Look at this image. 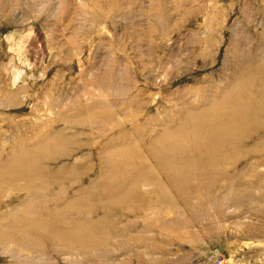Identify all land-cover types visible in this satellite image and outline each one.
<instances>
[{
  "label": "rangeland",
  "instance_id": "1",
  "mask_svg": "<svg viewBox=\"0 0 264 264\" xmlns=\"http://www.w3.org/2000/svg\"><path fill=\"white\" fill-rule=\"evenodd\" d=\"M263 61L264 0H0V163L49 133L67 139L57 156L32 161L43 174L62 166L43 203L25 210L21 177L0 185L2 237L20 225L17 214L60 203L91 179L99 188L114 144L133 145L132 166L154 168L171 198L158 202L140 181L146 200L136 208L106 204L77 215L109 212L121 235L103 248L49 249L9 236L0 264H264V111L228 145L236 154L223 173L186 198L149 149L221 95L245 63L255 70Z\"/></svg>",
  "mask_w": 264,
  "mask_h": 264
},
{
  "label": "bare ground",
  "instance_id": "2",
  "mask_svg": "<svg viewBox=\"0 0 264 264\" xmlns=\"http://www.w3.org/2000/svg\"><path fill=\"white\" fill-rule=\"evenodd\" d=\"M245 64L221 95L180 117L174 127L162 131L158 142L149 145L158 170L166 175L168 184L182 198L211 185L215 177L223 173L225 160L236 154L231 147L227 148L228 145L239 141L261 120L264 65L262 63L254 70L253 62ZM65 140L52 132L37 139L33 145L14 149L2 159L0 185L7 179L23 178L29 190L25 210L43 203L44 196L41 195L52 182L63 179L61 165L53 170L46 169L47 173L43 174L42 169L33 167L32 161L39 156H57L66 148ZM105 151L108 153L103 168L106 177L99 188L95 186L96 180L91 179L88 188L67 196L60 203L44 204L29 217L17 214L15 218L20 225H7L5 230L11 234L2 237L4 233H0V241L12 236L19 243L49 249H55L59 244L65 248L78 244L82 251L91 245L103 248L110 237L121 235L107 216L109 212L86 218H78V214L92 213L99 205L106 204L136 208L146 200L137 189L140 181L153 186L151 192L158 202L171 199L165 194L166 183L156 177L154 168L144 162L132 166L137 156L133 145L114 144Z\"/></svg>",
  "mask_w": 264,
  "mask_h": 264
}]
</instances>
